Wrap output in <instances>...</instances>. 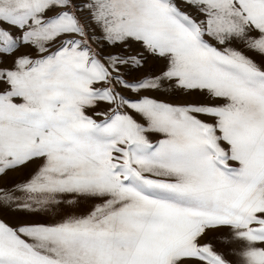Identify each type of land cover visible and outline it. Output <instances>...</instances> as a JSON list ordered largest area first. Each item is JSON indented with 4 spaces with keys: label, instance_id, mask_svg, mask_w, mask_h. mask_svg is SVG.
Here are the masks:
<instances>
[{
    "label": "rangeland",
    "instance_id": "374dc122",
    "mask_svg": "<svg viewBox=\"0 0 264 264\" xmlns=\"http://www.w3.org/2000/svg\"><path fill=\"white\" fill-rule=\"evenodd\" d=\"M0 264H264V0H0Z\"/></svg>",
    "mask_w": 264,
    "mask_h": 264
}]
</instances>
